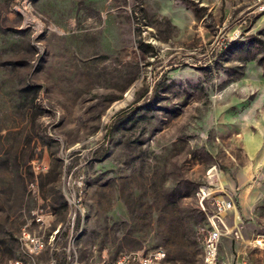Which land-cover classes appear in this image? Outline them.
<instances>
[{
    "label": "rangeland",
    "instance_id": "374dc122",
    "mask_svg": "<svg viewBox=\"0 0 264 264\" xmlns=\"http://www.w3.org/2000/svg\"><path fill=\"white\" fill-rule=\"evenodd\" d=\"M207 189L264 264V0H0V264H207Z\"/></svg>",
    "mask_w": 264,
    "mask_h": 264
},
{
    "label": "built area",
    "instance_id": "2783aa9c",
    "mask_svg": "<svg viewBox=\"0 0 264 264\" xmlns=\"http://www.w3.org/2000/svg\"><path fill=\"white\" fill-rule=\"evenodd\" d=\"M199 196L204 200L210 198L214 207V214L210 219L213 229L206 236L204 242V259L207 264H217L219 260V245L222 236L228 230L226 217L236 209V201L233 196L227 194L225 191L211 192L208 189L201 190ZM48 216L52 217L51 214ZM37 221L46 223L45 216H38ZM23 235L29 251V256L32 258L41 256V254L48 249L47 243L44 239L32 236L28 232H24ZM236 236L240 237L238 232H236ZM167 259V252L162 248H158L149 251L123 253L118 258L105 261L101 264H167ZM11 264H26V262L23 258H18ZM40 264H58V261L56 257L52 256L48 262ZM237 264L249 263L245 262Z\"/></svg>",
    "mask_w": 264,
    "mask_h": 264
}]
</instances>
